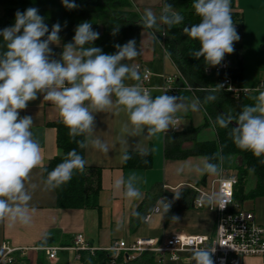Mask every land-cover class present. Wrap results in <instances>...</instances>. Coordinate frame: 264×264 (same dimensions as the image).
<instances>
[{"label": "clouds", "instance_id": "obj_1", "mask_svg": "<svg viewBox=\"0 0 264 264\" xmlns=\"http://www.w3.org/2000/svg\"><path fill=\"white\" fill-rule=\"evenodd\" d=\"M61 3L67 9L77 7L70 0H61ZM192 8L200 20L184 27L183 31L198 41L200 47L191 55L197 60L203 58L206 66L220 65L226 54L234 52V43L240 39L232 19L231 0H193ZM183 20L184 17L165 2L159 14L152 8H145L140 25L148 29L161 25L171 29ZM118 30L119 27H114L113 35ZM60 31L59 22L49 31L45 18L36 7L23 12L17 10L14 24L0 30L4 49L0 51V222L29 225L32 220L31 193L37 185L30 183L31 174L44 163V157L40 142L31 130L33 118L20 116V111L40 95L55 106L69 130L68 135L76 140L79 148L91 146L105 153L109 151L108 144L95 135L96 113L110 111L115 106L128 116V122L123 126L127 135L146 133L153 137L173 128L178 121L177 113L200 108L199 99L189 101L187 97L167 93L153 97L139 83H126L141 80L138 66L125 62L139 55L135 40L117 44L116 53L105 54L101 48L93 46L99 33L93 30L91 22L85 21L76 26L72 42L64 44L57 60L52 58L50 45L60 42ZM215 99L210 95L205 98V103ZM233 122L235 126L231 127L229 136L235 146L256 157L264 155V91H259L255 103L244 105L237 116L218 115L215 124L228 128ZM77 137L82 139L77 140ZM130 158L125 151L121 162ZM222 163L223 158L218 155L204 156L191 170L201 175H220ZM87 164L76 149L70 150L43 179L44 190L52 191L68 183L75 172L83 173ZM186 167L189 166L181 165L176 169L177 173H183ZM142 183H146L144 178L131 172L127 178H117L113 188L122 190L129 200H140ZM180 197L179 192H174V199ZM217 198L209 196L208 203L212 204ZM158 203L167 214L171 203L165 198ZM225 204L221 199L220 208L223 209ZM133 215L140 217L137 212ZM171 219L178 222L180 218L172 216ZM213 251L195 249L192 253L194 264H213Z\"/></svg>", "mask_w": 264, "mask_h": 264}, {"label": "crops", "instance_id": "obj_2", "mask_svg": "<svg viewBox=\"0 0 264 264\" xmlns=\"http://www.w3.org/2000/svg\"><path fill=\"white\" fill-rule=\"evenodd\" d=\"M134 11L139 15L145 8H152L159 14L164 0H129ZM236 11L242 20L240 39L237 41L242 60L243 46H249L254 55L260 54L261 64L264 63V0H234ZM4 8L0 6V17ZM162 25L159 27L161 28ZM159 28H141L133 33L131 40H135L139 55L129 64L142 65L152 72L149 82L150 94L155 97L162 95V87L169 77H175V86L183 87L171 96L187 97L189 101L198 99L194 91L185 87L180 81V73L166 52L164 41L159 37ZM243 40V42L241 41ZM114 44L123 45V38L117 34ZM64 43L51 44L54 59L59 60ZM105 54H112L111 52ZM243 68L242 88L255 90L264 78L255 84L249 83ZM141 76V75H140ZM139 83L141 80L126 81ZM250 95V94H249ZM33 118L32 132L39 140L44 163L33 170L31 184H36L32 190L30 206L32 220L29 225L0 222V249L5 246L17 250L14 258H25L26 264H83L80 251L75 248L77 236H82L84 244L95 251H105L114 243L126 241L133 243L141 238L156 239L161 245L174 234L203 235L212 237L216 228V213L207 208L198 209L194 206L197 197L195 189L209 190L211 183L220 175L199 174L191 170L192 166L200 162L203 155L194 154L198 145L216 143L218 136L213 122L207 115L200 102L196 111L177 113L178 131L172 128L165 133L149 137L146 133L137 136L127 135L123 126L128 122L126 112L113 107L110 111L95 114V135L109 146L107 153L89 146L83 149L82 156L87 160L86 168L91 174L99 172V191L95 207L59 205L57 190L46 191L43 188L45 169L51 161L62 154L57 143L55 124L61 120L57 109L50 102L43 100L40 95L35 101L28 103L20 116ZM127 151L130 159L122 163L121 155ZM147 153V154H144ZM225 158L222 172L226 176H235L233 169L239 162ZM187 164L183 173L176 169ZM131 172L141 175L146 183L140 185L143 197L140 200H129L123 191L113 188L117 178L127 176ZM256 179L249 175L240 188L238 199H235L244 210L255 214L257 221L264 228V197L243 198L256 188ZM174 192L180 193L179 199H174ZM165 198L171 203L167 214L163 213L158 203ZM243 198V199H242ZM159 211H155V208ZM134 212L140 217L133 215ZM172 216L180 219L175 222ZM52 247H62L54 260H50L42 249L45 244ZM85 251V250H84ZM193 252H182L178 261L164 258L162 264H194ZM240 264H264V260L257 257L241 259Z\"/></svg>", "mask_w": 264, "mask_h": 264}, {"label": "trees", "instance_id": "obj_3", "mask_svg": "<svg viewBox=\"0 0 264 264\" xmlns=\"http://www.w3.org/2000/svg\"><path fill=\"white\" fill-rule=\"evenodd\" d=\"M70 2H75L77 7L67 9L61 0H0V6L4 8L3 16L0 17V30L14 24L17 10L23 12L29 7H36L39 9V14L45 18L49 31H51L53 24L60 23L59 36L60 41L64 44L72 42L78 24L88 21L91 22L93 30L99 33V38L93 43V46L100 48L98 44L103 40L110 52L114 54L117 51L114 44V37L117 34L122 36L125 44L132 39L133 33L137 29L142 28L140 25L141 18L134 11L129 0H70ZM165 2L170 3L173 9L184 17V20L180 25L171 29L162 25L161 28L156 29V32L159 37L162 36V33L165 34L163 37L165 49L180 73L179 80L183 81L185 87H191L195 90L194 93L213 122L218 136L216 143L198 145L193 153L208 157L218 155L223 160L225 158L233 160H236L235 157L240 158V162L238 161L239 163L233 168L238 180L234 198L238 199V194L241 192L240 188L249 175L255 177L256 188L243 198L264 197V160L262 156L256 157L252 152L241 150L235 146L229 136L232 125H229L228 128H220L218 124H215L218 115L231 114L235 117L244 105L254 104L255 97L259 95V92L246 96L240 94L239 97H236L231 92L221 90L218 84L224 79L223 72H213L210 76L205 74V68L208 66L205 65L203 58L197 60L191 55L193 51L199 50V42L191 39L183 31L184 27H190L200 20L192 8L193 0H165ZM231 14L240 36L242 20L236 11L234 0H231ZM114 27H119L115 35H113ZM3 50V40L0 37V51ZM227 57L231 61L228 75L234 86L242 88L243 66L237 42L234 43V52L227 54ZM210 95H214L216 99L205 103V98ZM55 128L58 147L62 150V154L53 159L45 169V178L48 172L62 162L70 150L76 149L78 153L83 154V149L79 148L76 140L68 135L69 130L61 120L55 124ZM76 139L79 140L82 137ZM213 162L218 161L213 160ZM99 177V172L89 174L86 167L83 173L75 172L68 183L56 189L59 205L61 207H95L99 191ZM48 245L47 243L44 246ZM15 260L14 264H26L25 258L20 256H16ZM80 260L83 264H110L112 260H115L116 264H162L157 254L149 253H143L134 260L127 261L123 254L114 257L112 253L107 251H97L94 254L89 253V251H80Z\"/></svg>", "mask_w": 264, "mask_h": 264}, {"label": "built area", "instance_id": "obj_4", "mask_svg": "<svg viewBox=\"0 0 264 264\" xmlns=\"http://www.w3.org/2000/svg\"><path fill=\"white\" fill-rule=\"evenodd\" d=\"M234 26L237 29V25ZM161 35L162 38L165 36L164 33ZM137 66L141 75V86L150 93L149 82L152 72L142 65ZM230 67L231 61L226 54L220 65L209 69L210 73L223 72L224 79L218 84L221 90L231 92L236 97H239L240 94L246 96L254 92L264 91V88H261L264 82H261L255 90L234 86L232 79L228 75ZM174 81L175 77H169L166 80V85L162 87V91L174 93L182 90L183 87L173 85ZM188 89L191 90V87ZM178 122L179 119L177 124ZM177 124L172 128L173 132L178 131ZM237 183L236 176H226L222 172L218 178L212 181L209 190L195 189L197 197L194 199V206L198 209L207 208L216 213L217 220L214 236L174 234L161 245L156 239L141 238L133 243L126 241L114 243L105 251L112 253L114 257L123 254L127 261H132L143 253L157 254L161 259V263L166 256L176 262L182 252H193L199 248L214 250L211 253L213 264H240L241 259L247 257H257L264 260V228L257 223L253 212L244 210L236 202L234 193ZM209 196L218 198L212 204H209ZM221 199L226 202L223 209L220 208ZM155 211L158 212L159 208H155ZM75 248L79 251H95L84 244L82 236H77ZM42 249L50 260H54L58 252L64 250L62 247L52 246H44ZM16 251L3 246L0 249V264H14L16 262L14 258ZM110 264H116V261L112 260Z\"/></svg>", "mask_w": 264, "mask_h": 264}, {"label": "rangeland", "instance_id": "obj_5", "mask_svg": "<svg viewBox=\"0 0 264 264\" xmlns=\"http://www.w3.org/2000/svg\"><path fill=\"white\" fill-rule=\"evenodd\" d=\"M243 42V40H241ZM100 48L102 49V51L104 50V52L109 53V47H107V45H105L104 41L102 40L101 42H99ZM242 66L243 68H245V74L247 77V81L249 83L255 84L257 81L260 80V78H264V63L261 64V59L262 57L260 56V54H255L253 51L249 50V46H243V52H242ZM212 68L210 66L205 68V74L207 76H210V71L209 69ZM190 88V87H189ZM192 91H195L193 88H191ZM237 161L240 162V158L235 157ZM257 223L259 224V222L257 221ZM260 225V224H259Z\"/></svg>", "mask_w": 264, "mask_h": 264}, {"label": "water", "instance_id": "obj_6", "mask_svg": "<svg viewBox=\"0 0 264 264\" xmlns=\"http://www.w3.org/2000/svg\"><path fill=\"white\" fill-rule=\"evenodd\" d=\"M232 126H235V122H233V125ZM262 158H263V160H264V155H262Z\"/></svg>", "mask_w": 264, "mask_h": 264}]
</instances>
